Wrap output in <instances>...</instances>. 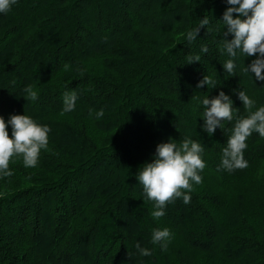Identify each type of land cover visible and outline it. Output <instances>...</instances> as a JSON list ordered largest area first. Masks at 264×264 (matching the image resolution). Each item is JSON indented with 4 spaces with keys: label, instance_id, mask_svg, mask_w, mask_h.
I'll use <instances>...</instances> for the list:
<instances>
[{
    "label": "trees",
    "instance_id": "1",
    "mask_svg": "<svg viewBox=\"0 0 264 264\" xmlns=\"http://www.w3.org/2000/svg\"><path fill=\"white\" fill-rule=\"evenodd\" d=\"M229 7L227 0H16L0 13V116L26 114L50 129L35 167L16 156L13 175L0 174V264H264V137L247 138L246 168L221 166L237 121L250 114L238 93L255 102L251 111L264 107V81L250 71L259 54L222 50L223 39H233L223 24ZM206 16L189 42L187 32ZM190 56L200 61L189 64ZM229 59L231 74L223 68ZM205 76L215 88L198 87ZM71 91L75 108L62 114ZM221 91L233 119L209 135L202 100ZM186 138L203 147L202 183L186 193L190 203L177 198L156 219L139 170L159 144L179 147ZM165 228L170 240L153 244V231Z\"/></svg>",
    "mask_w": 264,
    "mask_h": 264
},
{
    "label": "clouds",
    "instance_id": "2",
    "mask_svg": "<svg viewBox=\"0 0 264 264\" xmlns=\"http://www.w3.org/2000/svg\"><path fill=\"white\" fill-rule=\"evenodd\" d=\"M15 3L16 0H0V13H7ZM227 3L232 7L225 11L223 24L227 26L226 35L232 34L233 39L230 41L223 39L222 50L226 51L230 57H235L237 50H241L245 56L259 54L258 58L252 61L250 71L255 74L257 80L264 81V0H227ZM233 13L237 14L236 18L233 17ZM208 23L207 16L200 20L197 28L187 32V40L194 41L199 29ZM201 51L206 53L208 49L202 47ZM194 61L199 62L200 57H188L189 64ZM67 67L68 65H65V68ZM234 67L232 59L223 64V68L229 74L233 72ZM245 71L248 72L249 68ZM204 84L215 88V83L209 76H205L198 87ZM25 91L31 98H36V93L30 86ZM238 96L250 114L237 121L233 134L227 140V147L223 149L221 166L228 172L248 166L244 158V150L247 147V138L254 131L264 137V107L253 112L251 109L255 102L245 91H240ZM77 98L75 91L65 92L62 114L74 110ZM202 103L205 106L204 131L209 135L213 134L217 127L220 128L222 120L231 121L233 119V102L223 91L215 98H204ZM103 114V110H100L96 116L100 118ZM8 124L12 127L11 136L7 130ZM49 132L50 129L47 126L38 124L26 114L12 115L7 122L0 116V174L6 177L13 175L9 170V165L16 156L22 157L25 167H35L41 150L48 146ZM156 152L157 155L153 162L146 163L139 170L137 178L143 186L147 199L155 202L156 210L152 212L153 217L160 219L165 215V206L175 199L182 197L185 204L190 203L191 197L186 193L193 191V182L202 183L199 172L203 171L206 164L200 155L203 152L201 144L187 138L179 147L173 141L161 143L157 146ZM170 238L169 229H155L152 243L160 244L169 241ZM136 247L142 256L151 255V251L141 248L139 243ZM162 248L167 250V243H163Z\"/></svg>",
    "mask_w": 264,
    "mask_h": 264
}]
</instances>
